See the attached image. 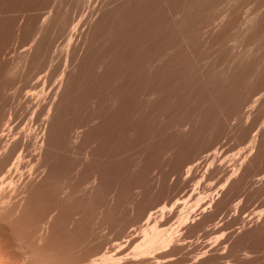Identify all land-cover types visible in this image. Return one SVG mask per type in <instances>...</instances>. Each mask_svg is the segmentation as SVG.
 I'll return each mask as SVG.
<instances>
[{"label": "rangeland", "instance_id": "374dc122", "mask_svg": "<svg viewBox=\"0 0 264 264\" xmlns=\"http://www.w3.org/2000/svg\"><path fill=\"white\" fill-rule=\"evenodd\" d=\"M72 1L0 0V134L27 125L43 144L36 204L0 223L3 245L29 264L54 214L39 248L54 264H264V0ZM161 206L166 227L193 219L165 253L131 258Z\"/></svg>", "mask_w": 264, "mask_h": 264}, {"label": "bare ground", "instance_id": "6f19581e", "mask_svg": "<svg viewBox=\"0 0 264 264\" xmlns=\"http://www.w3.org/2000/svg\"><path fill=\"white\" fill-rule=\"evenodd\" d=\"M77 2V0H74ZM72 1V2H74ZM79 1V0H78ZM84 1V0H83ZM165 1L166 0H160V3L163 5L165 4ZM197 1V0H196ZM200 2V0H198ZM204 1V0H202ZM210 1V0H209ZM213 1V0H212ZM216 1H223V0H216ZM237 1V0H236ZM75 2V3H76ZM207 2V1H206ZM204 2L201 5H204L203 7L206 8V5ZM215 2V0H214ZM212 2V3H214ZM226 1H224L225 3ZM228 2V1H227ZM79 3H81V1H79ZM78 3V5H80ZM196 3V2H195ZM195 3L193 5H195ZM222 3V4H224ZM71 4V3H70ZM191 4V3H190ZM210 4V3H209ZM222 4L220 6H222ZM227 4V3H226ZM225 4V5H226ZM192 5V4H191ZM192 5V6H193ZM212 5V4H211ZM218 5V4H217ZM230 5V4H228ZM190 6V5H189ZM200 7V4L198 5ZM195 7V8H198ZM215 6L216 4L214 5V7H211V8H214L215 9ZM191 7V6H190ZM209 7V6H208ZM217 7V6H216ZM194 8V7H193ZM194 8V9H195ZM202 8V7H201ZM200 8V10H202ZM165 9V8H164ZM186 9V8H185ZM192 9V8H191ZM192 9V11L194 10ZM210 9V8H209ZM208 9V10H209ZM218 8H216L217 10ZM227 9V8H226ZM230 9V8H229ZM228 9V10H229ZM95 10V9H94ZM183 10V8H182ZM181 10V11H182ZM198 9H196L197 11ZM220 10V9H219ZM91 11V10H90ZM93 11V10H92ZM91 11V12H92ZM163 11V10H162ZM189 11L191 12V10L189 9ZM188 11V12H189ZM195 11V12H196ZM204 10H202L201 12L203 13ZM213 11V10H211ZM210 11V13H211ZM157 12V11H156ZM186 12V11H183V13ZM186 12V13H188ZM195 12H193L195 14ZM205 12V11H204ZM208 12V11H207ZM219 12V11H218ZM89 13V12H88ZM87 13V14H88ZM93 13V12H92ZM162 14V12H160ZM179 13V12H177ZM182 13V12H181ZM180 13V14H181ZM185 13V14H186ZM197 14L199 13V11L196 12ZM206 13V12H205ZM209 13V12H208ZM216 13V12H215ZM213 13V14H215ZM225 13V12H224ZM229 13V12H228ZM100 14V13H99ZM190 14V13H189ZM188 14V15H189ZM193 14V15H194ZM200 14V13H199ZM218 13H216L217 15ZM227 14V12H226ZM259 14V13H258ZM91 15V14H90ZM98 15V14H97ZM101 15V14H100ZM182 15V14H181ZM184 15V14H183ZM182 15V17H183ZM187 15V14H186ZM207 15V14H206ZM205 15V16H206ZM210 15V14H209ZM207 15L206 17L208 18ZM230 15V14H229ZM256 15V14H255ZM254 15V16H255ZM85 16V15H84ZM195 16V15H194ZM202 16V15H201ZM200 16V18H201ZM212 16V14H211ZM220 16V15H219ZM222 16V15H221ZM226 16V15H225ZM260 16V15H259ZM99 17V15H98ZM161 17V16H160ZM180 17V16H179ZM186 17V16H185ZM218 17V16H216ZM48 18V16L46 17ZM86 18V17H85ZM184 18V17H183ZM187 18V17H186ZM193 18V17H192ZM198 18V15L197 17ZM195 18V19H196ZM210 18V16H209ZM214 15L212 16L211 20L208 19L210 22H213L215 21V23L217 24V21L214 20ZM221 18V17H219ZM218 18V19H219ZM227 18V17H226ZM257 18V17H256ZM92 19V18H90ZM162 19V18H161ZM190 19V18H189ZM188 19V20H189ZM194 19V18H193ZM224 19V18H223ZM258 19V18H257ZM83 20V19H82ZM187 20V19H186ZM192 19H190L191 21ZM202 20V19H201ZM204 20V18H203ZM206 20V19H205ZM225 20V19H224ZM224 20H222V22H224ZM252 20V19H251ZM45 21H47L45 19ZM44 21V23H45ZM49 21V19H48ZM88 21V20H87ZM91 21V20H90ZM165 21V20H164ZM181 21V19H180ZM167 22V21H165ZM182 22V21H181ZM180 22V23H181ZM185 22V20H184ZM183 22V24H184ZM189 22V21H188ZM187 22V23H188ZM193 21H191V24ZM204 22V21H203ZM208 22V21H207ZM207 22H205L204 25H207L206 27H208L209 24H206ZM209 22V23H210ZM221 22V21H220ZM249 22V20H248ZM42 23H43V20H42ZM41 23V25H42ZM92 23V22H91ZM90 23V24H91ZM186 23V22H185ZM190 23V22H189ZM202 23V22H201ZM215 23H211L212 24H215ZM219 23V21H218ZM245 23H247V21H245ZM244 21H243V24H245ZM250 25H251V22H249ZM248 23V24H249ZM67 24V23H66ZM80 24V23H79ZM161 24V22H160ZM163 24H165L163 22ZM215 24V25H216ZM223 24V23H222ZM242 24V25H243ZM40 25V26H41ZM77 25V24H76ZM196 25V24H195ZM221 25V23H220ZM219 25V26H220ZM246 25V24H245ZM39 26V27H40ZM43 26V25H42ZM46 26V25H45ZM86 26V25H85ZM164 26V25H163ZM163 26H161L160 28H162ZM198 26H200V24H198ZM203 26V25H202ZM200 26V27H202ZM218 26V24L216 25ZM218 26V28H219ZM65 27V26H63ZM75 27V26H73ZM77 27V26H76ZM83 27V26H82ZM88 27V26H87ZM90 27V26H89ZM210 27V26H209ZM215 27V26H214ZM244 27V26H243ZM248 28V26H246ZM249 27H252V26H249ZM43 27H40L39 30H43L41 29ZM45 28V27H44ZM78 28V27H77ZM164 28V27H163ZM217 28V29H218ZM255 28V26H254ZM74 29V28H73ZM87 29V28H86ZM165 29H166V25H165ZM164 29V31H165ZM209 29V28H207ZM216 28H214L213 31L217 30ZM245 29V28H244ZM249 29V28H248ZM247 29V30H248ZM75 30H78L75 28ZM83 30V29H81ZM163 30V29H161ZM247 30L245 32H247ZM251 30V28L249 29ZM44 31V30H43ZM74 31V30H73ZM72 31V33H73ZM160 31V30H159ZM163 31V33H164ZM208 31V30H207ZM210 31V30H209ZM212 31V30H211ZM90 32V30H89ZM161 32V31H160ZM250 32V31H249ZM42 33V32H41ZM75 33V32H74ZM73 33V34H74ZM81 33L83 34V32L81 31ZM80 33V35H81ZM88 33V32H87ZM147 32H145L146 34ZM149 33V32H148ZM162 33V34H163ZM211 34V32H209ZM71 34V33H70ZM89 35V34H88ZM148 35V34H147ZM206 35V34H205ZM72 36V35H71ZM70 36V37H71ZM82 36V35H81ZM76 37V36H75ZM80 36H78L79 38ZM85 37V36H84ZM87 37V35H86ZM146 37V36H145ZM74 38V37H73ZM149 39V35L147 37ZM145 39L146 41L148 39ZM71 39V38H70ZM81 39H83L81 37ZM88 38H86L85 40H87ZM84 40V41H85ZM75 41V39H74ZM71 43V41H70ZM74 43V42H73ZM157 43V42H156ZM77 44H80L79 42ZM69 45V44H68ZM71 46V45H70ZM72 49V48H71ZM76 49V48H75ZM82 50V49H81ZM27 51V49H26ZM29 52V51H27ZM27 55V53L25 54ZM71 55V54H70ZM241 55V54H240ZM244 54H242L243 56ZM245 56V55H244ZM244 56L242 58H244ZM27 57V56H26ZM237 58L239 56H236ZM235 57V58H236ZM24 58V57H23ZM240 58V57H239ZM241 58V59H242ZM246 58V57H245ZM241 59H239L238 62H243V61H240ZM24 60V59H23ZM238 59H235V61H237ZM245 60V59H244ZM247 60V58H246ZM247 62V61H246ZM245 63V61H244ZM238 64H241V63H238ZM64 73V72H63ZM64 75V74H63ZM66 76V75H64ZM63 77V76H62ZM66 79V77H65ZM62 81V79H61ZM60 81V84H58L55 88H54V92H53V96L50 97V94H49V97L50 98H47L48 101L45 103V106L46 107V115L49 116L50 113H51V110H52V107L54 106L55 102H56V99L59 95V92H60V88H61V82ZM52 91V90H51ZM62 91V90H61ZM44 96V95H43ZM47 97V96H46ZM61 97V96H60ZM259 97H257L254 101L253 104H257V101L259 102ZM262 98V97H261ZM39 99V98H38ZM59 99V98H58ZM46 100V99H45ZM39 101V100H37ZM61 101V100H60ZM44 102V101H43ZM42 102V103H43ZM41 103V102H40ZM40 106V105H39ZM255 106V105H254ZM257 107V105H256ZM41 108V107H40ZM38 109V108H37ZM45 110V108H43ZM42 109V111H43ZM39 113V112H38ZM45 114V113H44ZM43 115V114H42ZM47 120V119H46ZM19 126V125H18ZM31 126V125H30ZM8 127V126H7ZM9 128V127H8ZM22 128V127H21ZM13 129V128H12ZM32 129V128H31ZM8 130V129H7ZM35 130V129H34ZM38 130V129H37ZM5 131V130H4ZM12 131V130H11ZM18 131V130H17ZM32 130L29 131V127H27V125L25 127H23L21 130H19V136L16 135L15 133H13L14 135L18 136V137H15V139H11V141L9 143H4V137L5 133H1L0 134V223L1 222H5V223H8L9 225H13L14 222L17 223V220L20 219L22 216H24L28 210H29V204H36L34 201H33V194L37 191L35 190L34 193L31 191V186L34 184V182L38 181L36 180L35 178L38 176L36 175L38 171H36L38 168V166H40V150H42L41 146L43 145L41 143V137L37 136L34 132V134L31 132ZM13 132V131H12ZM38 132V131H37ZM11 133V132H10ZM32 133V134H31ZM256 134V133H255ZM8 135H11L12 134H8ZM13 135V136H14ZM34 136V138H33ZM256 136V135H255ZM32 137V139H31ZM11 138V137H10ZM255 141V137L253 138L252 140V143H254ZM8 142V141H7ZM253 146V145H251ZM42 158V156H41ZM199 163V162H198ZM198 163H195L198 164ZM193 165V164H192ZM41 167V166H40ZM194 167V166H192ZM191 169V167H189V170ZM238 169H233V172L232 174L230 175H236L237 174V171ZM36 173V174H35ZM36 175V177H35ZM35 177V178H34ZM233 177V176H232ZM235 177V176H234ZM229 178V177H228ZM227 178V179H228ZM231 178V176H230ZM36 181H35V180ZM226 179V180H227ZM39 183V182H37ZM36 183V184H37ZM225 183V182H224ZM40 184V183H39ZM227 184V183H226ZM226 184H222L220 185L221 187L219 188L220 190L224 189L225 185ZM36 186H34L35 188ZM43 193V192H42ZM47 193V192H46ZM219 193V190H216L215 192H213V194H209L208 197L211 196V199H210V202H208L207 205H204V206H201L200 209H201V212H205L208 208L211 207V204H212V201L214 200L215 196L218 195ZM36 194H39V193H35ZM66 194L65 198L68 199L70 196L68 194V192H65L64 195ZM46 195V194H45ZM38 197V195H37ZM64 197V196H63ZM40 199V198H39ZM70 199V198H69ZM68 199V200H69ZM36 201V200H35ZM38 202V200H37ZM42 202V201H41ZM40 203V201H39ZM38 203V204H39ZM165 209L166 206H161V207H153L151 209H149L148 213H147V216H146V219H145V222L143 223V226L140 228V232L139 234L135 235V237H133V240H132V243L135 244L134 248L131 249V258H137V257H140V258H143V259H146V258H149V257H155L156 254H159V253H165L166 251V247L170 246V244H172L175 240V236L177 235L176 232H178L177 230L179 229V225H181V223H185L187 221H189L190 218H192L191 216V212H188L183 214L180 218V222L173 226L170 224V226H165L166 223L163 219H158V214H161V216L164 214L165 212ZM169 209V208H168ZM69 210V209H68ZM167 211V210H166ZM261 216H262V213H260ZM29 216V215H28ZM25 218V217H24ZM53 218H54V214H50L48 219L45 220L44 224L41 225L42 227L39 228V230L37 231V235H33V236H36L35 238V245H37L38 247V251H39V248H40V251H41V248H45L46 244H47V240L51 234V228H52V221H53ZM57 219V218H56ZM193 219V218H192ZM260 219V217H259ZM52 220V221H51ZM65 221V220H64ZM67 221V220H66ZM19 222V221H18ZM66 223V222H65ZM68 223V222H67ZM3 224V223H2ZM1 224V225H2ZM173 224V223H172ZM0 225V226H1ZM21 225V224H20ZM64 225V224H63ZM22 226V225H21ZM69 226V225H68ZM2 227V226H1ZM9 227V226H8ZM67 227V226H66ZM178 227V228H177ZM13 229V227H12ZM16 231L15 233L17 235H19V230H17V228H15ZM38 229V227L36 228ZM2 231V230H1ZM70 232V231H69ZM67 235V234H66ZM179 235V234H178ZM54 236V235H53ZM68 236V235H67ZM17 237V236H16ZM52 237V236H51ZM21 238V237H20ZM68 238H70L68 236ZM67 238V240H68ZM218 238V237H217ZM51 239V238H50ZM23 240V239H22ZM53 240V241H52ZM50 242L51 243H54V239H52ZM131 240V239H130ZM18 241V240H17ZM16 241V242H17ZM20 241V240H19ZM65 241V240H64ZM68 242V241H67ZM20 244V243H18ZM49 244V243H48ZM47 246H50L48 245ZM55 244V243H54ZM69 243H67L66 245H68ZM22 245V244H21ZM15 246V245H14ZM55 246V245H54ZM16 247V246H15ZM23 247V246H22ZM37 247H36V251L32 252L31 255L27 256L26 255V261H29L28 263L29 264H54L53 261H52V255H50V253L53 252V250L51 249L50 250V253L49 255L48 254H45V253H41L40 251L37 252ZM18 248V247H17ZM52 248V247H51ZM57 248V247H56ZM47 249V248H46ZM55 249V248H53ZM58 249V248H57ZM57 249H55L57 251ZM25 250V249H24ZM49 250V249H48ZM44 251V250H42ZM52 251V252H51ZM55 251V252H56ZM70 251V246L68 245L66 247V252L68 253ZM47 252V250H46ZM130 252V251H129ZM64 253V252H63ZM66 253V254H67ZM22 254V253H21ZM70 254V253H69ZM68 254V256H69ZM129 254V253H127ZM102 255V254H101ZM25 256V255H24ZM63 256V255H62ZM67 256V257H68ZM22 257V255H21ZM55 257V256H54ZM24 258V257H23ZM100 258V257H99ZM156 258V257H155ZM21 259V258H19ZM19 259L10 254L9 251L6 249V247L3 245V241L1 239V235H0V264H21L22 261L20 262ZM65 259V258H64ZM127 259V258H126ZM160 259V258H159ZM159 259H157V263H159L160 261H158ZM54 260V258H53ZM162 260V259H161ZM55 261V260H54ZM63 261V260H62ZM66 262L68 261L67 259L65 260ZM105 261H109L110 264H116L118 262L121 261V258H116L115 256L113 255H108V254H103V256L101 257V259H99V261L97 262L96 260L93 262V264H104ZM59 262V261H58ZM24 263H26L24 261ZM107 263V262H106ZM23 264V263H22ZM27 264V263H26ZM65 264V263H64ZM68 264V263H67ZM91 264V263H89Z\"/></svg>", "mask_w": 264, "mask_h": 264}]
</instances>
